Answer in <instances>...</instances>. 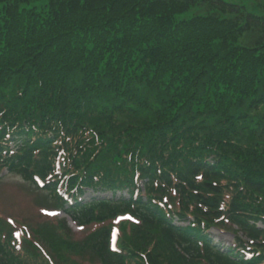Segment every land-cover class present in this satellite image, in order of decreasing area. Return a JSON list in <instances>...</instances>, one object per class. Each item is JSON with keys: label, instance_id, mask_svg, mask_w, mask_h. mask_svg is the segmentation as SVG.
<instances>
[{"label": "trees", "instance_id": "16d2710c", "mask_svg": "<svg viewBox=\"0 0 264 264\" xmlns=\"http://www.w3.org/2000/svg\"><path fill=\"white\" fill-rule=\"evenodd\" d=\"M244 1L0 0V165L42 177L78 226L129 213L191 259L264 264V0Z\"/></svg>", "mask_w": 264, "mask_h": 264}, {"label": "rangeland", "instance_id": "374dc122", "mask_svg": "<svg viewBox=\"0 0 264 264\" xmlns=\"http://www.w3.org/2000/svg\"><path fill=\"white\" fill-rule=\"evenodd\" d=\"M244 2L248 9L261 13L256 0ZM36 185V181L25 179L19 171L0 167V240L11 245L12 251L19 248L39 264H102L95 252L107 238L115 248L126 244L142 253L163 249L170 264H207L204 259H191L179 253L178 239H168L164 229L145 225L125 213L80 228L71 226L68 217L58 210L59 200L53 192ZM209 235L222 246L233 242L228 233L210 230ZM3 257L0 249V259Z\"/></svg>", "mask_w": 264, "mask_h": 264}]
</instances>
